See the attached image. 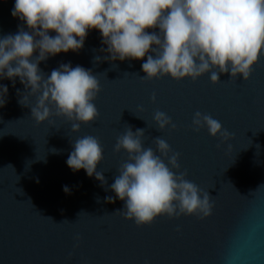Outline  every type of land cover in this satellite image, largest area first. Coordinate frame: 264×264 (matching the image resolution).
Wrapping results in <instances>:
<instances>
[{
	"label": "water",
	"instance_id": "water-1",
	"mask_svg": "<svg viewBox=\"0 0 264 264\" xmlns=\"http://www.w3.org/2000/svg\"><path fill=\"white\" fill-rule=\"evenodd\" d=\"M14 4L0 0V37L20 27L28 30L12 16ZM101 41L100 32L90 30L78 52H61L39 64L50 75L70 62L90 69L100 81L94 101L100 116L81 124L79 132H72L71 122L62 117H51L54 124H37L30 107L18 103L17 89L25 92L19 78L15 87L0 79L8 87L7 103L0 108V264H264V56L247 81L221 74V81L212 84L210 73L196 81L170 76L142 80L147 55L104 60L109 54L100 51L107 47ZM96 56L101 61L94 64ZM29 99L34 105L35 97ZM157 110L171 117L174 130H157ZM196 111L211 114L234 137L222 143L207 128L194 131ZM128 126L133 132L145 129V148L155 151L153 141L159 136L180 153V171L186 170V179L209 192L211 215H163L137 226L114 214L123 201H104L114 192L105 191L85 170L74 172L67 166L70 141L93 135L104 149L97 170L110 186L128 159L125 151H113Z\"/></svg>",
	"mask_w": 264,
	"mask_h": 264
},
{
	"label": "clouds",
	"instance_id": "clouds-1",
	"mask_svg": "<svg viewBox=\"0 0 264 264\" xmlns=\"http://www.w3.org/2000/svg\"><path fill=\"white\" fill-rule=\"evenodd\" d=\"M11 14L28 30L20 27L17 33L0 37V79L11 80L15 87V78H19L25 92L17 89L18 103L30 107L37 124H54L51 117H62L71 122L72 132L99 118L94 101L101 92L100 81L90 69L73 67L70 62L61 63L50 75L39 64L61 52H78L90 30H98L107 46L100 49L109 54L104 60H140L147 55L141 66L142 80L170 76L176 81H196L210 73L212 84L221 81V74H229L231 81L238 77L247 81L264 56V0H15ZM100 61L96 56L93 63ZM7 94V85L0 84V108L7 103ZM30 97H35L34 105ZM153 120L159 131L176 128L163 111H155ZM192 128L197 132L207 128L222 143L234 137L211 114L200 111L193 114ZM144 136L145 129L133 132L128 126L117 137L113 151H125L128 159L120 164L110 186L104 172L97 170L104 159L99 138L85 135L70 141L73 150L66 164L74 172L85 170L105 191L114 192V197L105 196L104 201H123V208L114 214L137 226L151 224L163 215H211L209 192L186 179V170L180 171V153L159 136L153 141L155 151L145 148ZM64 191L70 193L67 186ZM96 200L101 202L99 197Z\"/></svg>",
	"mask_w": 264,
	"mask_h": 264
}]
</instances>
